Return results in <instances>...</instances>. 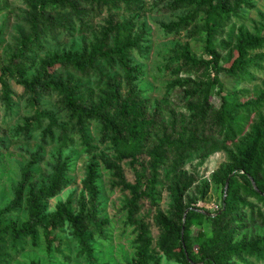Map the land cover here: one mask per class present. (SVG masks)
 Wrapping results in <instances>:
<instances>
[{"label":"trees","instance_id":"obj_1","mask_svg":"<svg viewBox=\"0 0 264 264\" xmlns=\"http://www.w3.org/2000/svg\"><path fill=\"white\" fill-rule=\"evenodd\" d=\"M193 12L174 25L163 26L162 35L178 34L193 25L199 18L203 22L202 31L207 37L206 53L210 60L197 59L187 49L177 54L172 71L175 77L182 73L188 78L180 87L171 86L167 94L176 97V92L183 89L182 99L187 103L186 116L174 114L165 117L167 112L162 106L149 112L148 99L136 92L140 75L144 74L142 66L135 63L133 55L143 54L148 37L135 33L134 18L123 19L121 13L134 14L142 9L137 0H42L30 4L32 16L26 24L29 33L18 39V48L9 66L0 74V95L7 105L9 115L14 113V100L29 94L34 104L44 99V95H59L71 115L76 120L77 128L85 139L87 125L96 123L102 126L104 137H108L117 150V163L108 161L121 178L125 189L130 191L128 202V220L136 228L137 258L134 264H152L153 250L149 226L145 218L138 215L141 203L150 199L153 192L143 190L141 167L143 155H149L154 167L169 165V175H176L185 166L187 160L196 150L217 140H235L243 135L248 115L264 108L258 101L239 103L242 94L250 93L240 88L243 82L255 81L257 73H264V30L256 38L240 37L236 58L227 66H220L222 52L214 47V41L225 27L230 26L234 18L239 17L241 10L248 5V0H178ZM69 11L63 13L64 11ZM106 15L105 26L99 37L84 50L69 55H54L42 65V69L31 81L25 80L27 71L36 50L50 43H57L63 38H73L76 33L85 29L91 16ZM261 53L260 58H251L252 53ZM230 59V57H229ZM69 69L75 77L89 80L88 84L67 80H54L51 77L59 70ZM193 78H200L193 82ZM14 81L24 88V95L19 96L11 89ZM92 81V83H90ZM264 83V80L262 81ZM123 88L126 92L123 93ZM101 91L102 96H96ZM220 98V105L213 102ZM40 99V100H39ZM168 120V121H167ZM44 121L50 122L48 131L43 137L57 136L58 141L67 144L71 140L69 131L56 125L57 119L52 111L37 110L34 121L17 128L14 135L29 138ZM100 123V124H99ZM84 129V130H83ZM154 133L159 134L154 136ZM153 151L148 146L153 142ZM6 143L0 139V149H6ZM151 149V148H150ZM239 164L226 174L224 187L229 179L226 200L216 216L202 214L195 208L183 211L180 207L182 195L175 197L178 224H165L166 240L177 235L180 240L179 255L185 264H228L229 259L256 257L264 262V236L251 241L238 240L245 229L246 220L256 221L257 216L264 223V113L253 128L248 144L238 148ZM129 161L140 176V181L131 184L123 178L120 163ZM68 162L56 167L57 177L48 188H42L31 199V218L22 228L10 224L0 227V264L9 257V251H18L19 243L28 236H35L37 231L44 238L54 242L52 232L57 231L67 222L73 229V235L82 246L83 252L93 258L86 229L92 228L100 235L108 221L98 217V186L96 184V167L91 165L88 174V189L93 208L91 211L75 214L68 205L61 207L51 218L41 216L39 200L54 196L65 185L64 174ZM157 171V170H155ZM158 178V177H157ZM255 184H254V183ZM142 183V184H141ZM153 184V183H152ZM25 183L23 182V187ZM153 184V188H154ZM191 184H185L186 192ZM225 189L223 191L224 196ZM182 193V194H183ZM248 208L249 210L248 213ZM13 210V206L4 210L1 215ZM235 211L240 214H235ZM212 215V214H211ZM209 221L211 229L201 232L196 240L191 238V221ZM240 220V221H239ZM198 253L195 252V244ZM7 242L10 244L8 245ZM36 264V263H33Z\"/></svg>","mask_w":264,"mask_h":264},{"label":"rangeland","instance_id":"obj_2","mask_svg":"<svg viewBox=\"0 0 264 264\" xmlns=\"http://www.w3.org/2000/svg\"><path fill=\"white\" fill-rule=\"evenodd\" d=\"M42 0H0V74L9 66L18 48V39L29 33L26 24L32 16L30 4ZM49 1V0H45ZM142 9L134 14L121 13L123 19L134 18L136 21L135 33H143L148 37L143 54L135 53L133 60L144 69L137 82L136 92L148 99L149 112L162 106L167 112L165 117L172 115L186 116L187 102L182 99L183 89L176 92V97L168 95L171 86L180 87L188 78L175 77L172 73L174 59L181 51L188 52L197 59L210 60L206 53L207 37L202 31L203 22L199 18L193 25L178 34L162 35L163 26L174 25L193 12L192 8L182 6L178 0H137ZM69 12L64 11L63 13ZM106 15L91 16L84 30L76 33L73 38H63L57 43H50L36 50L32 56L31 69L27 71L25 80L31 81L42 69L48 58L54 55H69L72 52L82 51L99 37L105 26ZM264 30V0H248L234 18L230 26L225 27L223 33L215 39L214 47L222 52L220 66L233 61L237 56L234 48L240 37L256 38ZM230 57V59H229ZM251 58H260L261 53L250 55ZM74 81L88 84L89 80L73 75L69 69L59 70L51 78L65 81L68 77ZM253 82H243L240 88L249 94H242L239 103L258 101L264 98V73H257ZM200 78H193L199 82ZM92 83V81L90 82ZM11 89L19 96L25 91L14 81L10 82ZM123 93L126 92L123 88ZM1 91V85H0ZM96 96H102L96 91ZM40 100V99H39ZM13 115H9L7 105L0 95V139L6 143V149H0V227L7 228L10 224L24 227L31 218V199L42 188H48L57 177L56 167L68 162L69 167L64 174L65 185L61 191L52 197L39 200L41 216L51 219L63 206L68 205L76 215L91 211L93 208L89 189L88 174L91 165L96 167V184L98 186V217L108 221L103 234L92 228H87L84 235L89 238V245L93 251V258L88 257L73 235L69 223L52 232L54 242L44 238L42 232L37 231L35 236H28L19 243L18 251H9V257L3 264H134L137 254L136 228L128 220V202L130 191L125 189L118 173L108 165V161L117 163V150L108 137H104L102 126L92 123L84 130L88 141L82 137L66 105L61 102L59 95H44V99L34 104L29 94L14 100ZM216 106L220 105V98L213 100ZM37 110L52 111L57 119L56 125L69 131L71 140L67 144L58 141L57 136L43 141L50 122L44 121L29 138L14 135L17 128L34 121ZM261 107L248 115L246 129L239 138L230 141L218 139L216 145L210 144L191 154L185 166L176 175L168 173L169 165L154 167V161L149 155H143L141 173L144 183L143 190L152 191V197L141 203L140 218H145L152 238V264H185L179 255L177 235L166 240L165 224H178L175 197L182 195L181 209L187 211L195 208L200 213H210L213 216L222 209L224 203L223 191L226 174L239 164L238 148H244L250 141L253 128L261 118ZM169 120L170 118L167 117ZM167 120V121H168ZM100 124V123H99ZM155 134L154 136H158ZM155 141L148 146L153 151ZM151 148V149H150ZM123 178L134 184L140 181L136 170L129 161L120 163ZM157 170V171H155ZM158 177V178H157ZM23 182L25 183L23 187ZM154 188H153V184ZM185 184L191 187L182 192ZM183 193V194H182ZM13 206V210L1 215L4 210ZM250 208H248V213ZM235 214L240 212L235 211ZM250 214V213H249ZM240 221V220H239ZM210 222H200L196 218L191 221V238L196 240L201 232L211 229ZM245 229L238 239L248 241L264 236V223L261 218L256 221L246 220ZM198 239V238H197ZM9 245L10 243L7 242ZM195 252L198 246L194 242ZM228 264H264L256 257L229 259Z\"/></svg>","mask_w":264,"mask_h":264},{"label":"water","instance_id":"obj_3","mask_svg":"<svg viewBox=\"0 0 264 264\" xmlns=\"http://www.w3.org/2000/svg\"><path fill=\"white\" fill-rule=\"evenodd\" d=\"M254 183V182H253ZM255 184V183H254ZM228 188H229V179L227 180L226 182V187H225V192H224V200H226V197H227V192H228ZM210 216H213L211 214H208Z\"/></svg>","mask_w":264,"mask_h":264}]
</instances>
